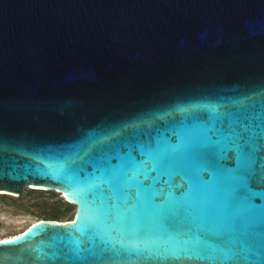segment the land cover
Returning <instances> with one entry per match:
<instances>
[{
    "label": "water",
    "instance_id": "water-1",
    "mask_svg": "<svg viewBox=\"0 0 264 264\" xmlns=\"http://www.w3.org/2000/svg\"><path fill=\"white\" fill-rule=\"evenodd\" d=\"M24 188L74 219L0 264H264V0H0V192Z\"/></svg>",
    "mask_w": 264,
    "mask_h": 264
},
{
    "label": "rangeland",
    "instance_id": "rangeland-1",
    "mask_svg": "<svg viewBox=\"0 0 264 264\" xmlns=\"http://www.w3.org/2000/svg\"><path fill=\"white\" fill-rule=\"evenodd\" d=\"M76 209V205L70 209L62 194L52 190L24 188L20 195L0 192V238L17 234L54 212L61 221H68L74 218Z\"/></svg>",
    "mask_w": 264,
    "mask_h": 264
},
{
    "label": "trees",
    "instance_id": "trees-1",
    "mask_svg": "<svg viewBox=\"0 0 264 264\" xmlns=\"http://www.w3.org/2000/svg\"><path fill=\"white\" fill-rule=\"evenodd\" d=\"M36 189H31V191H35ZM44 191V190H43ZM68 206H69V208L70 209H72L73 207H74V205L73 204H71V203H69L68 202ZM76 208H77V206H76ZM43 219H50V220H57V221H61L60 219H59V215H58V213H56V212H54L52 215H50V216H48V217H46V218H43ZM74 218H71L70 220H73Z\"/></svg>",
    "mask_w": 264,
    "mask_h": 264
},
{
    "label": "bare ground",
    "instance_id": "bare-ground-1",
    "mask_svg": "<svg viewBox=\"0 0 264 264\" xmlns=\"http://www.w3.org/2000/svg\"><path fill=\"white\" fill-rule=\"evenodd\" d=\"M38 220H41V219H38ZM38 220H36V221H38ZM36 221H34V222H36ZM30 225H31V224H30ZM30 225H29V226H30ZM29 226H28V227H29ZM24 230H25V229H24ZM24 230H23V231H24ZM23 231H21V232H23ZM21 232H19V233H21ZM19 233L14 234V235H10V236H6V237H2V238H0V239L13 237V236H15V235H18Z\"/></svg>",
    "mask_w": 264,
    "mask_h": 264
},
{
    "label": "snow or ice",
    "instance_id": "snow-or-ice-1",
    "mask_svg": "<svg viewBox=\"0 0 264 264\" xmlns=\"http://www.w3.org/2000/svg\"><path fill=\"white\" fill-rule=\"evenodd\" d=\"M73 223H75V221H73Z\"/></svg>",
    "mask_w": 264,
    "mask_h": 264
}]
</instances>
